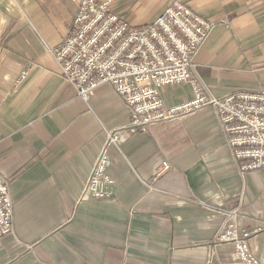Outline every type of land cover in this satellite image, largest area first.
Returning a JSON list of instances; mask_svg holds the SVG:
<instances>
[{
    "label": "crops",
    "instance_id": "crops-1",
    "mask_svg": "<svg viewBox=\"0 0 264 264\" xmlns=\"http://www.w3.org/2000/svg\"><path fill=\"white\" fill-rule=\"evenodd\" d=\"M173 0H114L133 27ZM219 20L194 56L211 95L264 89V0H183ZM80 0H0V173L14 201L1 264H246L216 243L226 213L256 230L264 264V171L240 170L214 109L150 124L109 146L110 198L85 191L107 130L131 107L112 84L87 101L61 73L52 49L74 32ZM167 106L193 97L189 82L162 90ZM171 167L156 178L159 165Z\"/></svg>",
    "mask_w": 264,
    "mask_h": 264
},
{
    "label": "built area",
    "instance_id": "built-area-1",
    "mask_svg": "<svg viewBox=\"0 0 264 264\" xmlns=\"http://www.w3.org/2000/svg\"><path fill=\"white\" fill-rule=\"evenodd\" d=\"M114 0H80L74 17V32L52 49L62 75L78 94L89 100L103 84H112L131 107L128 124L109 128L85 191L97 198H110L114 177L109 146L121 149L132 133L147 130L154 122L175 118L210 106L217 114L232 155L242 159L240 170L264 171V89L240 90L219 97L211 95L194 77V56L209 32L220 21L208 19L183 0H173L150 23L133 27L113 11ZM189 82L193 97L167 106L165 86ZM170 163L156 170L160 178ZM216 243L229 242L246 264H262L252 251L250 238L256 230L241 227L239 206L230 208ZM14 201L8 179L0 173V239L13 231ZM1 264V263H0Z\"/></svg>",
    "mask_w": 264,
    "mask_h": 264
}]
</instances>
